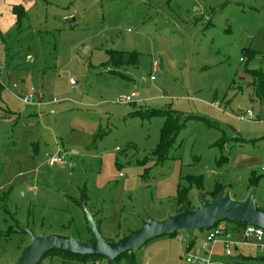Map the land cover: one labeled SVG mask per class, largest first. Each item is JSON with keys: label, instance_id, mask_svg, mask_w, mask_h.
I'll return each mask as SVG.
<instances>
[{"label": "rangeland", "instance_id": "1", "mask_svg": "<svg viewBox=\"0 0 264 264\" xmlns=\"http://www.w3.org/2000/svg\"><path fill=\"white\" fill-rule=\"evenodd\" d=\"M0 46V264L31 245L24 228L89 241L87 212L115 241L175 214L179 189L193 188L198 209L194 179L210 201L217 187L242 200L255 178L259 205L264 142L255 136L264 121L237 116L264 111L247 73L264 74V0H0ZM120 52L137 64L114 65ZM32 87L44 100L25 106L18 89ZM135 94V104L116 103ZM156 111L176 119L164 160L154 151L169 113ZM59 149L76 155L46 165ZM206 234L196 233V248L212 244ZM179 235L187 238L150 241L135 264H188L189 239ZM218 248L214 264H264L254 247H232L233 258Z\"/></svg>", "mask_w": 264, "mask_h": 264}, {"label": "water", "instance_id": "2", "mask_svg": "<svg viewBox=\"0 0 264 264\" xmlns=\"http://www.w3.org/2000/svg\"><path fill=\"white\" fill-rule=\"evenodd\" d=\"M255 195L256 187H252L244 200H236L231 196L230 191H226L207 201L198 192V209H192L188 203H185L182 211L175 214L169 213L164 219L150 218L143 221L138 230L116 241L105 240L92 215L87 212V221L93 237L91 241L75 239L69 233L38 237L24 228L29 235L31 245L17 262L11 264H38L47 253L54 250L81 256L104 257L109 263H113L127 252L136 254L150 241L174 233L184 232L189 243L192 244L197 232L209 231L222 220L254 225L264 229V208L256 204Z\"/></svg>", "mask_w": 264, "mask_h": 264}, {"label": "trees", "instance_id": "3", "mask_svg": "<svg viewBox=\"0 0 264 264\" xmlns=\"http://www.w3.org/2000/svg\"><path fill=\"white\" fill-rule=\"evenodd\" d=\"M22 18V15H19L18 21L20 23ZM246 55L249 57V59H253L256 56V53L254 52H250L249 50H246ZM114 61L116 62L117 65L119 66H123L126 64H137V56L134 55L133 53H123L120 52L117 56L113 57ZM247 73H249L252 77H253V82L250 84L253 87L254 90V95L256 96V98L264 104V74L259 71V70H248ZM155 111L150 112L149 114H153ZM156 113L158 114H164V116H169L163 126V128L161 129L160 132V142L156 148V150L154 151L155 156L158 157V159L160 160H164L167 157V153L169 151V149L171 148L174 140H175V136L177 134H175V130H174V126H175V121L176 119L174 118L175 115L172 112H164V111H156ZM174 127V128H173ZM181 127L176 128V133L177 131L180 129ZM174 130V133H172V131ZM174 135L173 139L171 140V135ZM194 184H196L197 190H199V192L201 193V195L204 197L203 195V185L201 182V179H194ZM257 180L255 178L250 180V185H249V189H251L252 187H255L257 184ZM225 187V186H224ZM191 189H193L192 187L190 188H184V189H179L178 190V211L180 212L182 211L184 204L188 203L189 206H191V202H190V191ZM225 189H227L225 187ZM226 191V190H225ZM219 193H224V189L217 187L216 190L211 194L212 199L216 198L218 196ZM225 221L227 224L224 227L225 230H227V232L232 233L233 231H235L236 229L240 228V227H244L247 224H242V223H235V222H231L228 220H222ZM221 221V222H222ZM219 226V224L217 225ZM89 228V226H88ZM179 233H174L172 235H177ZM93 239V238H92ZM91 239V240H92ZM89 240V241H91ZM195 241L192 243L195 244ZM51 256H59L63 259V263H73V262H79L82 264H89V262L91 261H96L98 259H102V260H106L108 261L106 258L104 257H98V256H81V255H74V254H70V253H66V252H62V251H51L49 253H47L38 264H41L42 261L44 259H46L47 257H51ZM134 256L135 254L127 252L125 254H123L121 257L117 258L113 263H109V264H114L115 262H118L120 260H122L123 258H127L131 264H135L134 262Z\"/></svg>", "mask_w": 264, "mask_h": 264}, {"label": "built area", "instance_id": "4", "mask_svg": "<svg viewBox=\"0 0 264 264\" xmlns=\"http://www.w3.org/2000/svg\"><path fill=\"white\" fill-rule=\"evenodd\" d=\"M1 47V46H0ZM156 66V64H155ZM154 77L151 78L153 80ZM71 84L75 85V82L71 79ZM18 98L22 101V103L25 106L30 105H41L42 101L44 100V95L37 91L34 87L30 88L29 90L24 89H18ZM138 95L135 94L133 97H123L116 101L117 104L120 105H132L134 104L135 98H137ZM36 98L38 99V102H36ZM53 104H57V100L54 99ZM55 111L51 110L50 115H55ZM237 118L240 121H261L264 120V111L257 114L254 112V110H247L241 112ZM119 150V148H117ZM69 152H59L57 155H53L49 158L48 162L51 166H54L59 163H63ZM264 170V168H263ZM120 176H123V174H120ZM180 234V233H179ZM238 234V235H236ZM179 239L181 242L185 243L187 241V238L179 235ZM207 240L210 243L215 242H222L224 245V248L226 249V255L228 257H233V251L232 247L237 249L240 246H253L257 249L259 253L264 255V229L254 226V225H246L240 229H236L232 233L227 232V230L224 229V227L216 226L208 231L207 234ZM189 249V246H188ZM189 252V251H188ZM187 263L188 264H211L210 260L205 257V254L201 252L200 250H193L192 253H189L187 255ZM89 264H100L99 261Z\"/></svg>", "mask_w": 264, "mask_h": 264}, {"label": "crops", "instance_id": "5", "mask_svg": "<svg viewBox=\"0 0 264 264\" xmlns=\"http://www.w3.org/2000/svg\"><path fill=\"white\" fill-rule=\"evenodd\" d=\"M245 53H246V51H245ZM113 61V60H112ZM114 63V65H117L116 64V62L115 61H113ZM123 66H125V65H123ZM121 67V66H120ZM153 70H154V72H157V67L156 66H154L153 67ZM253 82V79L251 80V83ZM250 83V84H251ZM17 96H18V93H17ZM135 104V103H134ZM217 105V104H216ZM261 105H263L264 106V104L263 103H261ZM126 106H130V105H126ZM35 116H37V115H35ZM261 121H264V120H261ZM246 122H255V121H246ZM257 122V121H256ZM241 133H243L242 132V130H241ZM255 138L258 140V141H256V142H259V141H262V142H264V125H263V127H262V129H261V131H260V133L257 135V136H255ZM117 148H119V147H116V149ZM61 151H63V150H57V152H55L53 155H57L59 152H61ZM63 152H65V151H63ZM66 153H68V152H66ZM52 154L49 156V158L51 157V156H53ZM76 155V152L75 151H71V152H69V154H68V156H67V158H66V160L63 162V163H59V164H56V165H54V166H51L50 164H49V162H48V160H46L45 161V163H46V165H48L49 167H56V166H65V165H67L68 163V161L73 157V156H75ZM72 161V160H71ZM263 168H264V166L263 167H261V173L262 174H264V170H263ZM38 170V169H37ZM251 179H253V178H250V180ZM262 189H263V191L262 192H260L259 193V195H258V190H257V195L259 196L258 198H259V205H260V207H262V208H264V181H263V185H262ZM246 195H248V194H246ZM246 195H245V197L242 199V200H244L245 198H246ZM258 205V206H259ZM170 213V212H169ZM169 213H167L166 214V216L169 214ZM177 213V212H176ZM172 214V213H171ZM165 216V217H166ZM164 217V218H165ZM163 218V219H164ZM160 220V219H159ZM240 228H242V227H240ZM240 228H238V229H240ZM207 235V234H206ZM236 235H238V234H236ZM180 240V239H179ZM195 240H197V236H195ZM116 241V240H115ZM183 243V242H182ZM208 243V242H207ZM200 244H201V242H200ZM195 245H196V241H195V244H191V243H188V246H189V249H188V247H187V255L189 254V253H192V249H193V247H195ZM224 248V245H223V243L222 242H215V243H212L210 246H208L207 244H203V245H200L198 248H196V250H200L201 252H203L204 254H205V257H207L209 260H210V262H211V264H214L213 263V260H212V258L215 256V253H216V251H217V248ZM249 247H253V246H249ZM218 248V249H219ZM255 248V247H254ZM256 249V248H255ZM238 250V248L237 249H235V251H237ZM257 250V249H256ZM261 254V253H260ZM234 255V254H233ZM240 255L244 258L245 256L243 255V253H240ZM262 255V254H261ZM263 257H262V259H264V255H262ZM230 258H233V257H230ZM102 262L103 263H101V264H109L108 263V261H106V260H102ZM15 263V262H14ZM89 263H92V261L91 262H89Z\"/></svg>", "mask_w": 264, "mask_h": 264}]
</instances>
